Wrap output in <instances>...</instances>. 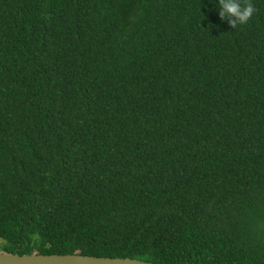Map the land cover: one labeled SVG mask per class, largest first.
Segmentation results:
<instances>
[{
	"label": "trees",
	"instance_id": "16d2710c",
	"mask_svg": "<svg viewBox=\"0 0 264 264\" xmlns=\"http://www.w3.org/2000/svg\"><path fill=\"white\" fill-rule=\"evenodd\" d=\"M0 0V251L264 264V0Z\"/></svg>",
	"mask_w": 264,
	"mask_h": 264
},
{
	"label": "water",
	"instance_id": "95a60500",
	"mask_svg": "<svg viewBox=\"0 0 264 264\" xmlns=\"http://www.w3.org/2000/svg\"><path fill=\"white\" fill-rule=\"evenodd\" d=\"M0 264H154L134 259H121L109 257L83 256L79 254L45 255L24 254L18 255L0 251Z\"/></svg>",
	"mask_w": 264,
	"mask_h": 264
},
{
	"label": "clouds",
	"instance_id": "9594fccd",
	"mask_svg": "<svg viewBox=\"0 0 264 264\" xmlns=\"http://www.w3.org/2000/svg\"><path fill=\"white\" fill-rule=\"evenodd\" d=\"M209 3L213 4L220 20H227L232 28L246 24L255 12L250 0H209Z\"/></svg>",
	"mask_w": 264,
	"mask_h": 264
},
{
	"label": "rangeland",
	"instance_id": "374dc122",
	"mask_svg": "<svg viewBox=\"0 0 264 264\" xmlns=\"http://www.w3.org/2000/svg\"><path fill=\"white\" fill-rule=\"evenodd\" d=\"M2 245V241H0V246ZM1 250V249H0Z\"/></svg>",
	"mask_w": 264,
	"mask_h": 264
}]
</instances>
